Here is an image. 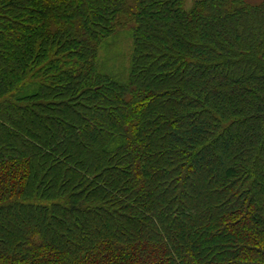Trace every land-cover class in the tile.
<instances>
[{
	"label": "trees",
	"instance_id": "1",
	"mask_svg": "<svg viewBox=\"0 0 264 264\" xmlns=\"http://www.w3.org/2000/svg\"><path fill=\"white\" fill-rule=\"evenodd\" d=\"M184 5L0 0V264H264V1Z\"/></svg>",
	"mask_w": 264,
	"mask_h": 264
},
{
	"label": "rangeland",
	"instance_id": "2",
	"mask_svg": "<svg viewBox=\"0 0 264 264\" xmlns=\"http://www.w3.org/2000/svg\"><path fill=\"white\" fill-rule=\"evenodd\" d=\"M199 0H185V9L189 10L193 7L194 3ZM264 0H244L246 4L257 5L260 4ZM129 27V26H128ZM121 29L118 36L115 37L111 42H109L111 46V52L104 54V59H108L115 55V59L110 58L107 67L112 69L114 74L116 75H124L127 71L130 63V59L133 52V40L130 36L129 31ZM116 52V53H115Z\"/></svg>",
	"mask_w": 264,
	"mask_h": 264
}]
</instances>
